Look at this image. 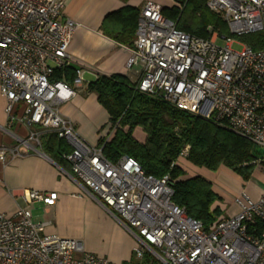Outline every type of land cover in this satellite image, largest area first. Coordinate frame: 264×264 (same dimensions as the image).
I'll return each mask as SVG.
<instances>
[{"label": "built area", "instance_id": "obj_1", "mask_svg": "<svg viewBox=\"0 0 264 264\" xmlns=\"http://www.w3.org/2000/svg\"><path fill=\"white\" fill-rule=\"evenodd\" d=\"M63 6V0H0V92L8 123L38 126L69 144L62 158L70 174L136 242L134 260L125 264H264V189L257 200L245 192L235 196L237 213L218 216L206 230L172 203L167 176L145 175L127 156L115 162L103 156L116 126L92 146L61 115L83 83L67 54L77 24L64 17ZM206 8L226 22L230 36L190 35L160 6L143 5L127 62L138 76L135 90L248 140L261 151L254 169L264 173V49H231L235 38L264 29V0H207ZM69 67L71 83L54 79ZM16 139L19 145L0 148L2 155H22L19 146L39 153L38 132ZM24 198L50 206L56 194L28 190ZM44 227L25 208L0 213V264H109L81 241L45 234Z\"/></svg>", "mask_w": 264, "mask_h": 264}, {"label": "crops", "instance_id": "obj_2", "mask_svg": "<svg viewBox=\"0 0 264 264\" xmlns=\"http://www.w3.org/2000/svg\"><path fill=\"white\" fill-rule=\"evenodd\" d=\"M146 2L160 6L161 10L171 8L173 0H63V15L77 24L67 47L73 67L81 69L82 86L77 88V94L60 108L61 115L69 120L78 136L92 146H99L107 137L111 123L107 111L99 104L97 95L90 91L88 85L100 76L119 75L126 77L131 83L137 81L134 68L127 66L135 40V13ZM119 12V13H118ZM118 13V15H116ZM132 31L127 43L115 39V35ZM125 31V33H124ZM5 99L0 92V148H16L19 143L16 137L25 139L28 133L38 132L40 139L39 153L26 151L19 146L22 155L13 156L0 152V213L12 216L18 209H27L34 223L44 224V232L65 238H76L72 228L75 222L83 217H96L108 220L121 227L105 210L90 197L82 186L70 174L69 164L57 163L41 150L44 136L49 134L38 126H25L16 122L8 123L4 112ZM138 142L145 141V133L141 128H135ZM133 131V132H134ZM64 141V140H63ZM64 143L70 149L69 144ZM176 164L184 170L187 176H199L210 182L212 191L218 197V203L213 207L224 216H233L238 209L232 200H226V192L234 194L233 198L245 192L252 200H257L264 189V173L254 169L252 175L258 174L263 180L256 186L251 180L243 181L230 170L221 167L216 172L196 168L186 160ZM36 190L55 193L56 199L48 206L42 202H28L24 198L25 191ZM220 200L226 203L219 202ZM122 228V227H121ZM120 228V229H121ZM125 253L123 259L131 258L134 238L124 229ZM86 251L97 255L92 248ZM99 256V255H97ZM103 257L102 255H100ZM105 258V257H104ZM106 259V258H105ZM107 260V259H106Z\"/></svg>", "mask_w": 264, "mask_h": 264}, {"label": "trees", "instance_id": "obj_3", "mask_svg": "<svg viewBox=\"0 0 264 264\" xmlns=\"http://www.w3.org/2000/svg\"><path fill=\"white\" fill-rule=\"evenodd\" d=\"M173 1L175 5L161 13L174 22L178 30L207 39L210 37L207 28L211 26L220 34L230 36L226 22L206 8L207 0ZM135 17L134 28L138 13ZM132 31L126 32L127 41L123 30L114 37L128 43ZM239 39L253 50L264 49V29ZM74 76V68L69 67L55 72L54 79L71 83ZM88 88L107 111L111 125L116 126L113 137L102 145L103 156L110 162L127 156L139 164L145 175L157 179L167 176L173 190L172 203L183 208L188 217L200 221L204 229L222 215L218 208L212 207L218 197L210 182L202 177L184 178V170L176 164L181 150L189 147L185 160L196 168L216 172L224 167L243 181L250 180L261 151L248 140L210 120L136 91L135 84L124 76H100ZM137 127L145 133L143 143L133 137ZM41 150L61 164L66 162L62 155L70 151L64 141L52 133L44 136Z\"/></svg>", "mask_w": 264, "mask_h": 264}, {"label": "rangeland", "instance_id": "obj_4", "mask_svg": "<svg viewBox=\"0 0 264 264\" xmlns=\"http://www.w3.org/2000/svg\"><path fill=\"white\" fill-rule=\"evenodd\" d=\"M179 8H181V6H179ZM207 31L210 33V36L215 32L220 34L218 30L213 29L211 26L207 28ZM217 43L223 44V41L217 39ZM244 45L245 44L240 41L239 38H235V43H233L231 49L234 51H239ZM133 137L136 139L138 138V134L135 131L133 132ZM180 161L181 163L183 162V160ZM184 165H181V168L182 166L184 167ZM189 177L192 176L186 175L184 178ZM250 180L256 186L261 185L263 182V180L257 173L252 175ZM233 196L234 194L226 192L225 199L232 200ZM215 202L218 203V199ZM219 202L226 203V201L224 200H220ZM225 205L227 207L229 203ZM225 208L222 209L221 213H224ZM120 228L117 227V225H115L113 222L110 223L108 220L100 218L99 216H89L78 219L75 222L72 231L76 236L75 239L81 241L85 248H92L97 255H102L103 257H105L109 264H125L127 261L134 260V258L133 255H131L130 259H123L126 256L124 248L125 235L123 233V229Z\"/></svg>", "mask_w": 264, "mask_h": 264}]
</instances>
